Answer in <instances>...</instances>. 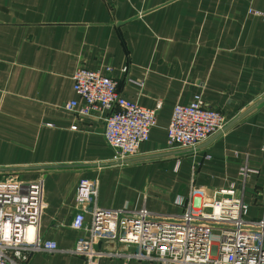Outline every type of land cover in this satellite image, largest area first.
Masks as SVG:
<instances>
[{"label": "crops", "instance_id": "0c3cea01", "mask_svg": "<svg viewBox=\"0 0 264 264\" xmlns=\"http://www.w3.org/2000/svg\"><path fill=\"white\" fill-rule=\"evenodd\" d=\"M78 66L111 67L125 98L161 103L136 156L113 160L102 118L64 108L83 102ZM195 95L226 124L194 146L169 147L173 107ZM263 98L264 0H0V177H42L38 233L59 248L27 264H86L70 251L86 236L70 225L84 177L98 178L101 207L175 214L233 186L246 218L262 217L264 100L227 126ZM244 165L253 172L243 179Z\"/></svg>", "mask_w": 264, "mask_h": 264}, {"label": "built area", "instance_id": "2783aa9c", "mask_svg": "<svg viewBox=\"0 0 264 264\" xmlns=\"http://www.w3.org/2000/svg\"><path fill=\"white\" fill-rule=\"evenodd\" d=\"M111 71L76 67L73 89L83 102L72 99L64 108L82 117L102 118L113 160L123 161L136 156L149 139L161 103L146 107L125 98ZM226 120L200 95L187 104L176 103L166 127L167 145L194 146L221 130ZM261 149L264 152V140ZM251 172L244 165L240 176L244 179ZM98 189L97 177L80 179L75 189L70 225L86 231V236L79 237L70 251L86 264H264V215L246 218L248 205L233 186L199 197L198 207L188 202L175 214L145 207H101ZM43 209L42 177H0V264H27L35 251L59 249L39 236ZM104 257L121 260L109 263Z\"/></svg>", "mask_w": 264, "mask_h": 264}, {"label": "water", "instance_id": "95a60500", "mask_svg": "<svg viewBox=\"0 0 264 264\" xmlns=\"http://www.w3.org/2000/svg\"><path fill=\"white\" fill-rule=\"evenodd\" d=\"M264 100L261 99L260 101H258L256 104L252 105L249 109H247L244 113H242L241 115H239L238 117H236L233 121H231L227 127H229L230 125H232L234 122H236L237 120H239L243 115H245L248 111H250L252 108H254L256 105H258L259 103H261Z\"/></svg>", "mask_w": 264, "mask_h": 264}, {"label": "bare ground", "instance_id": "6f19581e", "mask_svg": "<svg viewBox=\"0 0 264 264\" xmlns=\"http://www.w3.org/2000/svg\"><path fill=\"white\" fill-rule=\"evenodd\" d=\"M195 205H197V204H195Z\"/></svg>", "mask_w": 264, "mask_h": 264}]
</instances>
